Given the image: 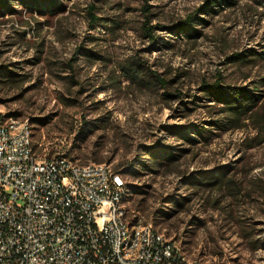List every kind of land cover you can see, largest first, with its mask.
Wrapping results in <instances>:
<instances>
[{"label": "rangeland", "instance_id": "rangeland-1", "mask_svg": "<svg viewBox=\"0 0 264 264\" xmlns=\"http://www.w3.org/2000/svg\"><path fill=\"white\" fill-rule=\"evenodd\" d=\"M56 1L59 11L38 13L4 0L0 112L28 119L37 154L64 153L118 171L126 211L143 214L191 257L264 264V10L258 1ZM207 4L214 12L197 11L204 22H190L192 35L173 33ZM91 7L102 25H90ZM148 25L161 26L153 41L144 32ZM134 61L146 67L141 83L120 72ZM216 82L263 98L235 127L219 129L213 124L222 119L221 105L205 100L202 90ZM200 125L210 133L192 131ZM162 152L176 157L168 161ZM126 167L135 173L125 174ZM223 171L219 183L205 184Z\"/></svg>", "mask_w": 264, "mask_h": 264}, {"label": "built area", "instance_id": "built-area-1", "mask_svg": "<svg viewBox=\"0 0 264 264\" xmlns=\"http://www.w3.org/2000/svg\"><path fill=\"white\" fill-rule=\"evenodd\" d=\"M110 165L32 145L28 119L0 112V264H209L123 204Z\"/></svg>", "mask_w": 264, "mask_h": 264}, {"label": "trees", "instance_id": "trees-1", "mask_svg": "<svg viewBox=\"0 0 264 264\" xmlns=\"http://www.w3.org/2000/svg\"><path fill=\"white\" fill-rule=\"evenodd\" d=\"M22 5L25 7H29L38 13L42 12V9H51L54 11H59L62 8V4L60 2H57L56 0H18ZM220 0H212V3L217 4L219 3ZM224 3H227L228 5H233L235 3L234 0H223ZM258 3L261 5L262 9L264 10V0H257ZM223 3V4H224ZM8 4L4 2V0H0V9L7 8ZM93 7L90 8L89 10V15L91 18V26L95 25H102V20L98 18L95 15L91 14V10ZM146 12L148 11L147 9ZM204 10V11H211L214 12V9L212 6L206 5V8L201 7L197 9L194 13L190 14L187 16L186 20L183 22V26H175L171 30L173 33H180V31L186 32L187 35H192L191 31V23L195 22L193 21L194 19L204 22L203 19L199 18L196 16L197 11ZM264 12V11H263ZM149 13L146 14V19L148 21L149 19ZM161 26L159 25H148L147 27L144 28V32L146 37L151 39L152 41L156 39V37L153 35V30L158 29ZM170 29V28H169ZM245 55L244 57H246ZM233 59H238L239 56L238 54H235L232 56ZM148 71V70H147ZM120 72L122 73V77L130 82H142L143 81V76L146 74V67L144 66L143 63L140 62H130L127 63L126 65H122L120 67ZM11 74V73H10ZM150 77H153L154 80L160 84L161 86H165V82L160 79L158 74H154L151 71H149ZM202 90L204 93V99H213L216 104H220L223 112L221 113L222 119L220 121H217L213 124L214 127H217L219 129H230L233 128L237 125V122L245 117L247 114L251 112V110L262 100L263 94L261 93H252L250 92L246 87H235V86H221L218 82L208 85L204 84L202 86ZM253 91H258L256 89H253ZM195 104L194 106H196ZM225 119V121H222ZM200 129L198 127L193 128L194 133H210L209 129L210 128H205L204 126L200 125ZM187 131H191V128H188ZM177 135L180 138H183L186 141L192 142V138L189 135L188 132L185 133V131L179 130L176 132ZM146 153L148 155L153 156L156 155L153 153L151 150H147ZM170 161L176 157L175 154H170L167 152H162V154H159V156H162ZM156 158L153 160H150L151 162L155 161ZM158 163V162H157ZM150 166H153L154 164H149ZM124 173L127 175H133L135 172L133 168L131 167H126L124 170ZM218 177H216L214 174H211V182H205L207 185H214L216 183H219L220 179L224 176L225 172H218ZM203 179L207 180L209 179L208 177H204ZM200 182L201 180H196Z\"/></svg>", "mask_w": 264, "mask_h": 264}]
</instances>
